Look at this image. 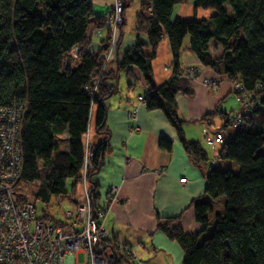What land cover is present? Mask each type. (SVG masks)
Segmentation results:
<instances>
[{
  "label": "trees",
  "instance_id": "1",
  "mask_svg": "<svg viewBox=\"0 0 264 264\" xmlns=\"http://www.w3.org/2000/svg\"><path fill=\"white\" fill-rule=\"evenodd\" d=\"M185 1L143 0L136 15L137 30L146 34L151 50L145 53L143 43L137 41L124 52L120 67L135 66L141 72L147 86L142 96L146 109L162 111L191 159L206 161L201 145L185 138L177 110L176 95L192 94L180 67L185 36L190 38L188 50L202 67L241 81L255 101L241 126L228 130L225 115L216 130L224 135L218 159L232 164L208 168L205 196L222 198L221 210H214L207 200L194 201L199 231H185L173 223L174 218L159 223L158 229L179 244L182 264H264V153H257L264 146V0H194L196 8L214 12L207 18L171 21L174 5ZM105 16L95 15L90 0H0V107L15 101L23 104L19 182L33 183L43 172L42 183L33 192L35 199L46 202L50 195L73 194L89 144L83 136L93 105L96 126L104 129L103 100L110 90L103 74L92 94L91 80L102 64L105 47L93 51L87 30L92 20L96 28L106 27ZM163 35L172 53V73L156 85L152 60ZM212 41L222 47L217 57L212 54ZM63 134L66 149L61 146ZM171 145V140L160 137L161 148L170 150ZM90 146L93 168L87 179L95 207L99 194L94 176L102 166L106 145ZM68 181H72L70 189ZM18 195L25 199L21 192ZM43 212L41 218L55 219Z\"/></svg>",
  "mask_w": 264,
  "mask_h": 264
},
{
  "label": "crops",
  "instance_id": "2",
  "mask_svg": "<svg viewBox=\"0 0 264 264\" xmlns=\"http://www.w3.org/2000/svg\"><path fill=\"white\" fill-rule=\"evenodd\" d=\"M90 1L97 16H105L111 9L112 0ZM142 1L123 0V24L104 73V85L110 90L103 100L107 109L105 126L101 131L97 128V107L93 105L83 139L92 146L101 143L106 145L102 166L94 176L98 201H106L109 205L107 215L101 221L135 253L131 259L122 256L117 264L139 261L141 264H182L181 247L158 229V224L174 218V224H180L187 232H196L200 230V224L195 219L194 201L207 200L214 210H221L223 199L208 198L205 196V187L208 163L218 154L222 144L207 145L203 141V128L211 135L220 129L223 117L233 110V107H228V103L237 96L232 80L209 68H204L200 76L189 80L192 94L176 95L185 138L198 142L206 153V161L195 163L184 150L176 129L164 113L147 110L140 99L147 90L141 72L135 66L128 69L120 67L124 52L137 41L143 43L145 53L151 50L146 34L137 30L136 15ZM213 12V9L196 8L194 0H186L174 5L170 20L202 19ZM107 33V27L96 28L95 22H90L87 35L93 51L104 46ZM189 39V36L184 37L180 54V67L184 71L198 60L188 50ZM210 46L213 55L217 57L221 54L222 47L219 44L212 41ZM76 64L78 60L74 62ZM171 66L172 53L168 39L163 35L152 60V75L156 85L169 79ZM211 77L216 79L214 86L204 85L205 79ZM205 115H208L206 120ZM160 137L172 141L170 150L159 146ZM62 138V149H66V134ZM231 164L219 160L216 167L226 168ZM181 178H186V182L180 183ZM69 183L68 189L72 181ZM113 187L114 190L109 192ZM81 193L82 186L78 184L68 199L73 204L81 198ZM209 218L211 226L214 213Z\"/></svg>",
  "mask_w": 264,
  "mask_h": 264
},
{
  "label": "built area",
  "instance_id": "3",
  "mask_svg": "<svg viewBox=\"0 0 264 264\" xmlns=\"http://www.w3.org/2000/svg\"><path fill=\"white\" fill-rule=\"evenodd\" d=\"M123 3L112 0L110 11L105 16L108 35L100 68L91 80L92 94L105 72L106 65L118 43L119 28L123 24ZM77 49L75 50V52ZM198 60L184 71L182 76L192 80L202 74ZM206 85L214 86V77L205 79ZM233 90L240 95L239 110L227 114L225 121L231 127L241 126L246 113L253 107L252 92L244 90L241 81L232 80ZM23 104L15 101L0 107V264H117L122 256L135 257L133 249L124 245L101 221L109 210L106 201L93 206L88 172L92 166V147L86 143L79 183L81 198L62 212V219L41 218L37 215L35 202L22 199L15 191L22 171L20 127ZM203 141L214 146L224 142V135L214 134L203 128ZM215 155L208 168L218 163ZM181 178L180 183H185ZM114 187L109 189L112 192ZM82 253V261L78 255ZM134 264H141L136 262Z\"/></svg>",
  "mask_w": 264,
  "mask_h": 264
},
{
  "label": "rangeland",
  "instance_id": "4",
  "mask_svg": "<svg viewBox=\"0 0 264 264\" xmlns=\"http://www.w3.org/2000/svg\"><path fill=\"white\" fill-rule=\"evenodd\" d=\"M123 3V0H121ZM228 12H231L230 8L227 7ZM122 16H123V12H122ZM120 30V28H119ZM204 81V80H203ZM204 85H206L205 81H204ZM209 87V85H207ZM236 94V93H235ZM236 98H232L230 100V103H228V107L232 108L231 110V114L235 113L236 111L239 110V97L240 95L236 94ZM142 100V97L140 98ZM229 130L230 129H234L233 127H228ZM201 131V130H200ZM224 133H226V135L228 136V132L224 131ZM257 153H264V146L260 147L257 151ZM226 161V160H223ZM233 169H236L235 164L233 163ZM44 177L43 172L40 173V178L38 180H36L33 183H26V182H19L18 185L15 187V191L17 193H22L24 195V197L28 200H32L35 202V206H36V212L37 215L40 216L42 215L45 211V213L47 212L51 217H54L56 219H62L63 218V214L62 212L66 209H68L69 207H71L72 202L68 199V197H60V196H55V195H50L49 199L44 202L41 199H35V197L33 196V192L35 191V189L41 185L42 183V179ZM89 182V181H88ZM70 183L69 181L67 182V187H69ZM217 208V206H216ZM83 259V254L80 253L78 255V261H82Z\"/></svg>",
  "mask_w": 264,
  "mask_h": 264
}]
</instances>
